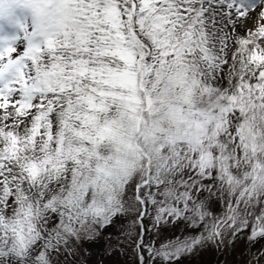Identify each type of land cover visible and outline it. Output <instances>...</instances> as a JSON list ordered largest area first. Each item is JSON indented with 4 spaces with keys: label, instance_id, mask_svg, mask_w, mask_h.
Segmentation results:
<instances>
[{
    "label": "snow or ice",
    "instance_id": "1",
    "mask_svg": "<svg viewBox=\"0 0 264 264\" xmlns=\"http://www.w3.org/2000/svg\"><path fill=\"white\" fill-rule=\"evenodd\" d=\"M0 264H264V0H0Z\"/></svg>",
    "mask_w": 264,
    "mask_h": 264
}]
</instances>
